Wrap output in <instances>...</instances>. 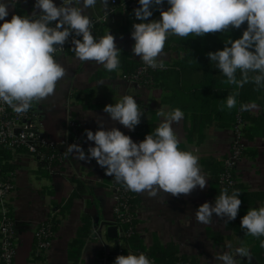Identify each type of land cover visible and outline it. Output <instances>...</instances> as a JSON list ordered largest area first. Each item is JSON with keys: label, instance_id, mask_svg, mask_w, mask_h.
<instances>
[{"label": "crops", "instance_id": "obj_1", "mask_svg": "<svg viewBox=\"0 0 264 264\" xmlns=\"http://www.w3.org/2000/svg\"><path fill=\"white\" fill-rule=\"evenodd\" d=\"M3 2L7 3L8 0ZM35 2L18 0L14 7L9 3L6 19L10 21L13 15L31 16ZM53 2L60 6L62 0ZM36 11L39 14V10ZM104 11L100 0H97L96 7L85 9L84 14L92 20ZM3 22L0 21V24ZM128 22L125 26H103L93 36L98 41L110 32L115 36L116 47L121 50L119 55L125 53L130 59L141 61V57L132 51L135 41L131 36L133 24L140 20L129 19ZM183 58L184 52L179 47L165 46L159 60L168 66V70H178L174 66ZM56 61L65 68L66 74L58 81L53 94L39 103H33L28 121L50 141L60 142L65 138L67 122L73 117L83 131L87 148L94 147L95 143L87 140L85 130L96 132L100 129V120L103 121L104 130L118 128L139 143L146 135L154 133L163 121V117L157 115L158 110L162 108L165 113L173 111L163 100L170 94V89L179 86L175 79H169L165 86L162 82L152 85L128 83L123 79L121 69L108 72L95 62H82L76 58L73 50ZM183 82L187 83L186 80ZM246 85L242 87L245 104H255L256 107L248 111L250 121H246L243 132L246 151L236 171L238 186L244 190L241 194L264 191V87L258 88L251 82ZM123 95L133 96L143 113L141 123L135 130L113 121L103 111L106 105L119 102ZM172 127L179 141V150L192 152L199 157L200 171L207 179V186L204 189L197 186L191 194H181L179 197L168 193H159L156 197H150L147 192L136 193L139 200L138 238L148 251L157 246L171 249L176 256L194 259L197 264H222L216 261L215 256L225 252L232 255L237 264H247L248 258L236 256L235 249L251 248L241 228L245 209L250 206L241 204L236 219L228 223L225 222L227 217L221 218L215 213L210 224H200L195 219L198 208L206 202L214 206L221 191L212 177V171L233 147V128H221L213 123L202 132L198 130L193 134L191 119L185 115L179 124L173 122ZM10 152L9 163L13 170L8 174L14 176L16 184L12 206L17 246L15 264H99L105 251L111 254L116 252L123 243L121 237L119 234L117 239L108 236L110 227L117 228L113 212L114 191L104 181L103 168L97 161H80L74 154H69L66 162L57 165L51 172L27 150ZM85 154L88 152L85 151ZM78 183L82 185L81 192L76 189ZM87 217L92 221L89 229L84 223ZM49 220L53 224L52 247L39 252L36 246L37 231ZM98 229L97 240L92 234L86 236L87 232L93 233Z\"/></svg>", "mask_w": 264, "mask_h": 264}, {"label": "clouds", "instance_id": "obj_2", "mask_svg": "<svg viewBox=\"0 0 264 264\" xmlns=\"http://www.w3.org/2000/svg\"><path fill=\"white\" fill-rule=\"evenodd\" d=\"M169 7L163 10L165 0H139L140 7L134 9L136 19L148 21L153 16L152 8L160 11L159 20L133 24L132 38L135 41L133 53L152 69H163L159 60L163 54L167 38L203 37L217 32L227 33L230 29H240L247 23L242 37L236 40L227 38L223 50L207 55L216 68L227 77L228 84L242 88L247 83L264 87V0H166ZM9 3L14 7L15 0H0V102L10 106L22 115L29 111L33 103H39L54 93L58 81L64 78L65 68L54 58L64 50L70 36L72 50L82 62L92 61L102 65L108 72L120 66L119 50L115 36L110 32L98 41L92 33L93 21L84 10L95 8L97 0H62L57 6L53 0H36L31 16L9 14ZM108 19L109 0H100ZM77 5H80L79 7ZM36 10H39V14ZM75 37H82L81 39ZM230 45V46H228ZM240 79H237V72ZM250 73L254 74L250 76ZM103 84V81L100 82ZM238 92L229 94L226 107L236 106ZM255 104L241 105L242 111H250ZM103 111L113 121H118L129 130H135L141 123L143 113L131 95H123L119 102L108 104ZM157 115L163 121L154 133L136 143L118 128L104 130L103 121H98L96 132L86 129L87 140L94 141L85 154L81 145L67 146L64 155L74 154L77 160L95 159L105 169V174L114 177L126 190L147 192L150 197L168 193L179 197L189 195L199 186L204 189L207 179L201 174L199 157L189 151L179 150V141L174 134L173 122L179 124L184 113L176 108L165 113L161 108ZM239 190L231 195L227 188L222 189L215 199V205L206 202L195 213L200 224H210L213 214L235 220L242 201ZM241 228L247 235L259 238L264 236V207L250 208L242 218ZM264 248V241H261ZM236 256L252 260L249 249L238 247ZM222 264H237L232 255L225 252L215 256ZM114 264H152L141 253L119 255Z\"/></svg>", "mask_w": 264, "mask_h": 264}, {"label": "built area", "instance_id": "obj_3", "mask_svg": "<svg viewBox=\"0 0 264 264\" xmlns=\"http://www.w3.org/2000/svg\"><path fill=\"white\" fill-rule=\"evenodd\" d=\"M16 3H18V0H15ZM137 7H140L139 0H109L108 19L104 18L106 15L105 11L100 16L93 18L92 33L103 26H125L129 19H136L134 9ZM73 37L74 34L69 37L63 46L64 50L55 55L54 58L56 60L66 55L72 49ZM75 38L82 40V37ZM167 69L168 66L164 64L163 69L157 68L154 70L141 61V66L133 74L123 76V79L128 83L137 85H152L153 79L149 71L162 72ZM30 119L31 114L29 111L18 115L10 106L0 102V148L8 151H15L17 149L27 150L51 172L57 165H62L66 162L68 155L65 156L64 152L68 145L73 143L79 144L84 151L88 152L89 148H87L85 136L75 118H69L67 122V134L60 142L50 141L44 135L39 134L35 127L28 123ZM246 124L247 122L243 114L239 113L232 129L235 136L233 147L227 157L222 161L223 171L218 175L219 187L222 189L227 188L228 191H233L238 186L236 171L246 151L243 138ZM103 171L104 181L108 182L110 189L114 191L113 198L115 206L113 212L117 223L118 234L120 237L129 239L137 231L136 225L134 224L135 218L131 213L129 205V201L131 200L130 192L125 188H121L120 183H117L114 177L107 176L104 168ZM15 192L16 184L14 176L12 174H5L0 164V260L2 264H15L17 256L16 228L12 209ZM123 226H127L128 229L123 230ZM92 236L97 240L99 238V229L94 230ZM52 237L53 224L49 220L37 231V251L49 250L52 247ZM129 253L137 256L143 253L152 264H157L146 250L135 249L124 243L117 248L114 254L105 251L100 258L99 264H114L117 256H127Z\"/></svg>", "mask_w": 264, "mask_h": 264}, {"label": "trees", "instance_id": "obj_4", "mask_svg": "<svg viewBox=\"0 0 264 264\" xmlns=\"http://www.w3.org/2000/svg\"><path fill=\"white\" fill-rule=\"evenodd\" d=\"M246 28L247 23L245 22L240 29L233 28L227 33L217 32L215 34H206L203 37L188 36L182 38L175 36V39H177L175 41L178 43L179 49L184 52V58L174 66L178 70L167 69L162 72L149 71L153 83L162 82L165 86V84H168L169 79L177 80L179 86L172 89L168 88L170 89V94L166 96L163 103L169 105L172 110L176 108L181 109L185 116L190 117L193 126V134L198 130L202 132L207 126L213 123H216L221 128L231 129L234 127L239 113L243 114L245 121H250L248 111L241 110V105L245 104L246 101L245 95L242 93L244 89L226 83L227 77L216 68L215 63H212L207 55L209 52L223 50L227 38L233 41L241 38ZM71 51L70 49L69 52ZM119 60L120 66L118 69H121L123 76L133 74L141 66V61L130 59L125 53L119 55ZM236 75L237 79H240L239 71ZM251 75L252 73H250V76ZM184 80H186L187 83L183 82ZM236 92L239 93V95L236 96V106L233 109H228L226 107V98L229 94H234ZM189 135L190 134H188V136ZM10 160L11 152L0 148V164L5 174L13 170V166L9 163ZM214 170L215 171H212V177H214L218 185V175L223 171V163L216 165ZM120 187L123 189L125 188L122 184H120ZM76 189L81 192L82 185L78 183ZM220 189L222 190V188ZM235 190H239L240 193L244 192L239 186H237ZM129 192L131 196L129 205L131 213L135 218L134 224L136 225L139 200L135 192ZM228 192L231 195L233 191ZM239 199L242 201V204L250 206L245 209V215L250 208L259 209L260 207H264V191L245 192L239 196ZM84 223L87 225V228H84L89 229L92 224L91 218H85ZM122 229L127 230L128 227L123 226ZM90 234H92V232H87L86 236L89 237ZM244 236L251 244L249 251L252 256V260H247L246 263L264 264V248L260 246L261 241H264V236L256 238L247 235L246 230H244ZM120 239L125 245H129L132 248L146 250L141 240L138 238L137 231H135L129 239L124 237ZM146 251L154 258L157 264H197L194 259L191 260L176 256V253L171 251V249L166 250L157 246L152 250Z\"/></svg>", "mask_w": 264, "mask_h": 264}, {"label": "rangeland", "instance_id": "obj_5", "mask_svg": "<svg viewBox=\"0 0 264 264\" xmlns=\"http://www.w3.org/2000/svg\"><path fill=\"white\" fill-rule=\"evenodd\" d=\"M166 1V0H165ZM163 6H166L167 8L169 7V5L167 4V2L163 5ZM152 11H153V16L152 17H150L149 18V22L151 21V20H159L160 19V11H158L157 9H156V7L155 8H152ZM148 21H140L139 23H141V22H148ZM129 23V22H128ZM127 23V24H128ZM131 23V22H130ZM176 37H168L167 38V41H166V44H165V46L166 47H169V48H171L172 46L174 47V48H178L177 46H178V43L175 41V40H177V39H175ZM176 47H175V46ZM140 111H141V108H140ZM85 142H86V140H85Z\"/></svg>", "mask_w": 264, "mask_h": 264}, {"label": "water", "instance_id": "obj_6", "mask_svg": "<svg viewBox=\"0 0 264 264\" xmlns=\"http://www.w3.org/2000/svg\"><path fill=\"white\" fill-rule=\"evenodd\" d=\"M166 6H163V10H166ZM108 236L111 239H117L118 238V229L116 227H110L108 229Z\"/></svg>", "mask_w": 264, "mask_h": 264}]
</instances>
